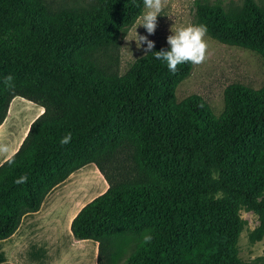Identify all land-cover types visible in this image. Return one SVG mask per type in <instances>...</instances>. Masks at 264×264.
I'll return each instance as SVG.
<instances>
[{"label": "trees", "instance_id": "obj_1", "mask_svg": "<svg viewBox=\"0 0 264 264\" xmlns=\"http://www.w3.org/2000/svg\"><path fill=\"white\" fill-rule=\"evenodd\" d=\"M226 1L194 0L197 24L264 58V7L243 0L240 10L226 9ZM97 2L50 17L42 0H0V127L16 97L44 108L0 165V241L53 189L95 164L108 189L70 230L76 241L98 243V264H242L240 204L264 218V88L230 86L216 118L198 96L176 100L189 63L172 73L148 53L125 76H105L85 54L119 47L143 4ZM120 155L132 156L134 171L114 180L104 166ZM209 169L217 181H204ZM210 191L226 199H203Z\"/></svg>", "mask_w": 264, "mask_h": 264}, {"label": "rangeland", "instance_id": "obj_2", "mask_svg": "<svg viewBox=\"0 0 264 264\" xmlns=\"http://www.w3.org/2000/svg\"><path fill=\"white\" fill-rule=\"evenodd\" d=\"M42 1L48 6V15L50 17L61 10L83 12L96 7L98 4L97 0ZM254 1L259 6L264 7V0ZM193 2L194 0H163L162 15L164 16L157 18L155 34L148 37L155 42V46H167L166 39L171 34L170 28L173 25L177 28L198 25L193 9ZM242 6L243 0L226 1V9L240 10ZM137 33L138 35H147L143 27H138ZM126 35L122 44L117 48L95 49L85 54L97 64L98 68L107 77L125 76L136 61L146 55L144 51L146 45L138 48L136 41H130L134 38L135 33L133 32L132 35L127 37L129 41L126 40ZM204 41L206 43L205 60L199 65H194L191 76L177 87L175 97L178 102H181L192 96H198L208 104L214 116L219 118L226 110L225 94L230 86L241 85L255 91L264 88V58L254 51L223 44L207 34L204 37ZM9 109H21L20 116H24V121L19 120L20 123L16 135L11 133L14 142L8 144L6 147L4 146V150L0 151V165L17 152L16 150L19 149L20 142L23 140L29 126L44 112V108L41 106L20 97L13 99ZM13 118H16V116L13 115L10 121ZM131 157V155L116 156L115 159L105 164L104 167L112 179H121L122 175L134 171V162ZM92 167L96 171H92ZM99 173L100 171L95 164L87 165L83 170L72 176L68 182L62 184L54 194L58 195L57 202L54 204L57 205L54 208L58 210L61 207L63 208L66 203L75 204L71 200L74 198L75 193L83 194L81 200L76 203L77 206L75 205L66 214L64 212L66 207L58 212H62L63 220L66 223H70L74 219L83 204L101 193V191L97 193V190L101 188L104 182ZM218 178L219 173L213 169H209V173L204 181L210 183L217 181ZM104 186V190L107 191V184H104ZM93 188L96 189L94 190L96 192L91 194L90 192ZM202 197L205 200L215 202H221L226 199V195L221 191H210ZM61 199L63 201L59 204V200ZM53 206H46L40 214L34 216V222H40L42 219L51 216L50 214H52L51 212L54 209H51ZM53 218L59 219V215H55ZM237 220L239 226L235 245L237 258L242 264H264V218L240 204ZM47 228L49 227L38 226L34 229V235L32 236L34 244L31 243L33 245L26 254L27 259L32 264H50L51 260L56 263L58 259L62 258L61 254L63 252L68 255L76 251L67 233L59 232L58 234L54 231L58 227L54 225L51 227V231L43 234V230ZM259 229H262L260 238H258L259 235L257 234ZM85 247L87 245H81V251H84ZM10 248L8 245L3 247L5 256L0 255V262L17 260L18 255L10 252Z\"/></svg>", "mask_w": 264, "mask_h": 264}, {"label": "crops", "instance_id": "obj_3", "mask_svg": "<svg viewBox=\"0 0 264 264\" xmlns=\"http://www.w3.org/2000/svg\"><path fill=\"white\" fill-rule=\"evenodd\" d=\"M20 110L21 109H15V110L9 109L8 110L9 112L7 114V117L4 121V123L0 127V151L4 150V148L8 144H12L14 142V138L11 135V133L13 135H16L17 134V128H18L19 123H20L19 120L21 119L22 121H24V116H20ZM43 111H44V109H43ZM13 115H15L16 118H13L10 121V118ZM29 128H30V126H29ZM29 128H28L25 136L23 137V140L25 139V137L29 131ZM23 140L20 142V145L22 144ZM20 145H19V147H20ZM84 168L80 169L79 171L83 170ZM91 170L96 171V169H94V167H92ZM79 171L73 173L64 183L68 182L70 180V178H72V176H74ZM99 175L102 177L104 183L101 186V188H99L97 190V193L101 191V193L98 196L102 195L104 193V191H106V190H104L105 189L104 184H107V188H108V183L105 181V178H103V175L101 173H99ZM64 183H62V184H64ZM62 184L57 186L55 189H53L51 191V193L45 199V201L42 205V208L39 212L34 213V214H29L23 218L21 226L19 227L17 232L11 238L4 240V241H0V255L5 256V252L3 251V247L7 246V245L9 247H11L9 250L10 252L18 255L17 256L18 258L16 261H10V262H12V264H32L27 259L26 254H27V251L29 250V248L32 247V245L34 244V242H33L34 240L32 241V236L34 235V229L38 226H48L49 228L43 230L44 233L41 232V233L45 234L46 232L51 231L50 229L54 225H56L58 227L57 229L54 230L58 234H59V232L68 234V237L72 241L73 245L75 246L74 249H76V251H74L68 255L65 252H63L61 254L62 258L60 260L57 258L58 261L56 263L52 262V260H51L50 264H98V243H96L94 241H90V240H88V241H76L74 239L72 233H71V230H70V226H71L72 221L70 223H66V221L63 220L62 212L58 213L60 210H62L65 207H66V210L64 211L65 214L68 211H70L72 208H74L76 203L81 200L83 194L82 193H75L74 194V196H73L74 198L71 200L73 202H75V204L74 203H66L65 206L63 208L61 207V209H59V210L54 208L55 206H57L54 204H55V202H57V199H58V195H54V194L57 192L58 188L60 186H62ZM94 190H96V189L93 188L90 193L91 194L93 192L95 193L96 191H94ZM93 199H91L88 202H86L85 204H83L79 208L78 211H80L86 204H88ZM62 201H63V199L59 200V204L62 203ZM46 206L47 207L53 206L51 208V209L54 208L51 212L52 214H50L51 216H48L47 218L42 219L40 222H37V223L34 222V219H33L34 216L40 214ZM77 214H78V212H77ZM55 215H59V219L56 218L57 219L56 220L55 218H53V216H55ZM30 241H32V242H30ZM35 241H36V239H35ZM31 243H33V244H31ZM81 245H87V247H85L84 251H81V249H82ZM89 254H91V255H89ZM1 263H4V262H0V264ZM43 264H45V263H43ZM47 264H49V263H47Z\"/></svg>", "mask_w": 264, "mask_h": 264}, {"label": "clouds", "instance_id": "obj_4", "mask_svg": "<svg viewBox=\"0 0 264 264\" xmlns=\"http://www.w3.org/2000/svg\"><path fill=\"white\" fill-rule=\"evenodd\" d=\"M143 9L126 33L128 36L135 33L130 41H136L137 47L146 45V56H151L166 65L169 72L175 73L177 66L184 63L199 65L205 60L206 43L204 37L207 32L206 25H188L170 28V35L166 39L167 49L162 48L153 52L155 42L148 37L155 34L157 18L162 15L163 0H142ZM143 27L147 35H138L137 28ZM129 41V40H128ZM7 79L11 80V77Z\"/></svg>", "mask_w": 264, "mask_h": 264}]
</instances>
